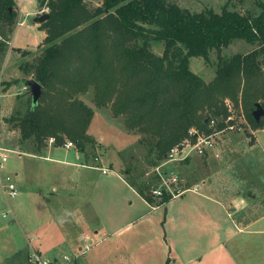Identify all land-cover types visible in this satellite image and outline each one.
<instances>
[{
	"label": "rangeland",
	"instance_id": "rangeland-1",
	"mask_svg": "<svg viewBox=\"0 0 264 264\" xmlns=\"http://www.w3.org/2000/svg\"><path fill=\"white\" fill-rule=\"evenodd\" d=\"M43 1L15 0L23 24H16L11 36L16 49L10 42L0 70V154L8 155L0 175L14 176L17 184L26 175L28 194L37 189L39 176H51L52 165L18 152L21 134L8 119L21 107L20 98L30 94L26 83L31 78L23 68L40 55L47 36L35 21L47 7H41ZM84 1L90 9L102 5V0ZM168 1L194 13H221L228 3L243 14L259 11L253 4L256 0ZM256 48L234 41L211 50L207 60L191 59L190 68L208 83L216 77L222 58L246 55ZM152 50L161 56L164 45L155 43ZM81 99L96 115L89 128L94 143L87 148V163L109 171L111 166L130 187L125 174L129 164L137 183L149 179L156 167L140 145L143 136L129 133L110 109L97 108L91 93ZM232 112L233 124L213 138L211 151L199 155L190 145L184 149L186 157L162 164L160 171L167 179L175 177L192 191L155 209L114 173L80 171L79 185L71 173L72 198L63 197L48 209L23 194L11 199L0 188V264H39L35 253L48 264H264V128L254 130L242 111ZM196 184L212 186L216 199H205L203 189L195 192ZM76 210L81 211V220L73 214L63 219Z\"/></svg>",
	"mask_w": 264,
	"mask_h": 264
},
{
	"label": "trees",
	"instance_id": "trees-1",
	"mask_svg": "<svg viewBox=\"0 0 264 264\" xmlns=\"http://www.w3.org/2000/svg\"><path fill=\"white\" fill-rule=\"evenodd\" d=\"M253 4L258 13L243 14L229 3L221 13H194L168 0H102L93 9L84 0H48L50 18L41 23L47 36L40 55L23 68L41 85L42 97L36 104L30 94L20 98L8 123L39 153L54 139L55 147L72 142L87 155L95 111L81 96L91 93L97 108L110 109L129 133L143 136L140 145L154 168L173 148L195 143L191 131L209 135L232 125L233 110L242 111L254 130L263 129L264 117L257 122L252 111L257 104L264 108V0ZM17 17L15 0H0V70ZM234 41L257 48L222 58L211 82L191 70V59L207 60L211 50ZM155 43L164 45L163 55L154 53ZM132 165L125 171L128 183L151 208L190 189L172 183V192L164 187L155 196L160 175L137 183Z\"/></svg>",
	"mask_w": 264,
	"mask_h": 264
},
{
	"label": "crops",
	"instance_id": "crops-1",
	"mask_svg": "<svg viewBox=\"0 0 264 264\" xmlns=\"http://www.w3.org/2000/svg\"><path fill=\"white\" fill-rule=\"evenodd\" d=\"M29 14H33V13H29ZM40 15L41 14L39 13V16ZM17 19H18L17 20V26L22 25L23 21H21L19 12H18ZM36 19H35V21H36ZM10 42H11L10 43L11 49H13V48L16 49V47H14L12 44V37H11ZM95 116L96 115H94V117ZM93 120H94V118H93ZM93 120H92V122H93ZM125 135L127 136V134H125ZM130 139H132L131 136H130ZM16 148H17L19 153L22 152L23 154H26V155L33 157V158H38L40 161L52 165V166H50V167H52L51 168L52 173L50 174L51 176L47 177V178L44 177L45 175L39 176L38 177V183H37V189H35V190L31 189L32 191L29 190V194L27 192L26 185L24 184V182L27 181L26 175H24L22 177V180L20 183H18V184L16 183L17 187L21 189V191H19L18 196H20V194H23V196L26 197L27 200L30 197H33V201L36 204L40 205L41 209L42 208L48 209L49 205L53 206L59 199H61L63 197H64L63 199H66L67 196H68V199L72 198L71 192L73 191L74 186H72V182L70 181V174L71 173H75L74 178H76L77 184H78L79 180H81V178H82V172H80V171H83V173H85L86 171H89L91 173V175H93L94 172H99V173H101V175H106V176L109 173H114L115 176H117L123 183L127 184L125 182L124 177H122L118 172H115L114 169L111 168V166H110L111 171L108 174H103V172L100 169V166L93 165V164L91 165L90 163H87L88 158L86 159V157H85L87 155L85 153L79 152L78 149L75 147L70 148V149H66L64 147H55V146L49 147L48 146V148L45 151H43V154H41V153L37 152L35 145L32 141H25V142L22 141L20 144H18L16 146ZM73 169H76L79 172L73 171ZM62 171H63V173H62ZM16 175H18V174H16ZM0 176H2V175H0ZM64 176L66 177L67 181L64 179ZM39 178H41V179H39ZM91 184H93V183L91 182ZM196 186H197V188H195V192L200 193L202 191V189L207 192L206 194L205 193L203 194L201 192L202 196L205 199L213 200V201L216 199L214 197V195L212 194V192H213L211 189L212 186H209V185L205 186V185H201V184H196L195 187ZM130 188H132V187H130ZM190 191H192V190H190ZM208 192L212 195H208ZM66 193H68L69 195H67ZM138 196H140V195L138 194ZM183 196H184V194L181 197H183ZM140 198L145 203H147L141 196H140ZM90 201H92V199H90ZM223 207L225 208V205H223ZM80 212H81L80 210H78V211L76 210L75 213L74 212L71 213V211H69V213L67 215L63 216V219L69 220V218H72V214H73L74 217H76L77 219L80 217V220H81L82 215ZM77 214H78V216H77Z\"/></svg>",
	"mask_w": 264,
	"mask_h": 264
},
{
	"label": "built area",
	"instance_id": "built-area-1",
	"mask_svg": "<svg viewBox=\"0 0 264 264\" xmlns=\"http://www.w3.org/2000/svg\"><path fill=\"white\" fill-rule=\"evenodd\" d=\"M44 13H49L48 7L45 8ZM211 127H213V128L215 127L214 121L211 122ZM226 130H227V128L224 130H221V131L214 129V131L209 135L200 133L196 130L191 131L190 134L192 136L195 135V138H196L195 143H192V141L188 140L189 142L186 141V143L184 145H182L180 147L173 148L170 151V153L168 154L166 161H168V162L172 161L173 162V161L177 160L178 158L186 157L187 155L184 156V153L188 150V146L191 147L190 145H195V151L199 155H204V154L208 153L209 151H211L214 148L213 138L219 134L224 133ZM50 143L54 144V139H51ZM63 147L66 149H70V148H74V147L76 148V146L72 142H67ZM185 148H186V151H184ZM7 161H8V155L4 154V153L0 154V171L5 167V164ZM161 166L156 167V169L154 170V172H156L158 175H160L161 180H162L160 187L153 190V194L155 196H158V197H161V195H162V188L166 187L170 192H172L170 185L172 183H174V184L178 183V180L175 177H172V178L170 177L169 179H167L166 178L167 176L164 175L160 171ZM100 169L103 172V174H108L110 172L109 170H106V169H102V168H100ZM12 177L13 176H11V175H6L5 177L1 176L0 177V188L6 196H9L11 199H15L19 195V190H18L16 182H14ZM190 190L191 189L180 191L177 195H174V198L178 197V196H182L183 194H185L187 191H190ZM152 209H155V208H152ZM6 216H7V214H4V217H6ZM34 259L39 264H48L47 262H43L41 260L40 256H38L36 253L34 254Z\"/></svg>",
	"mask_w": 264,
	"mask_h": 264
},
{
	"label": "water",
	"instance_id": "water-1",
	"mask_svg": "<svg viewBox=\"0 0 264 264\" xmlns=\"http://www.w3.org/2000/svg\"><path fill=\"white\" fill-rule=\"evenodd\" d=\"M47 0H44L41 4V7H46ZM50 18L49 13L42 14L39 18L36 19L37 23H44ZM27 87L30 89V94L32 96L33 102L36 104L42 97V87L39 83H37L35 80L27 81L26 83ZM253 118L260 122L261 119L264 117V108L257 104L256 108L252 111Z\"/></svg>",
	"mask_w": 264,
	"mask_h": 264
}]
</instances>
